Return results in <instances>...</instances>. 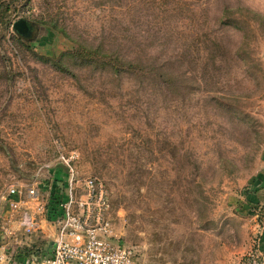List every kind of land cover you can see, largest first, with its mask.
I'll list each match as a JSON object with an SVG mask.
<instances>
[{
    "label": "rangeland",
    "instance_id": "1",
    "mask_svg": "<svg viewBox=\"0 0 264 264\" xmlns=\"http://www.w3.org/2000/svg\"><path fill=\"white\" fill-rule=\"evenodd\" d=\"M62 147L142 264L242 259L264 239V0H0V192L65 180ZM2 210L7 264L49 255L48 221L8 234Z\"/></svg>",
    "mask_w": 264,
    "mask_h": 264
},
{
    "label": "built area",
    "instance_id": "2",
    "mask_svg": "<svg viewBox=\"0 0 264 264\" xmlns=\"http://www.w3.org/2000/svg\"><path fill=\"white\" fill-rule=\"evenodd\" d=\"M78 160L77 150L62 147L57 162L65 169V180H59L54 171L47 184L37 175L29 185L11 183L0 192V213L4 207L9 219L18 217V230L24 235L36 234L43 221L54 227L49 255L33 253L26 259L24 255L15 264H142L135 248L126 245L115 229L105 182L98 176L81 177ZM54 193L62 199L59 212L50 218ZM14 228L10 225L6 232L15 234ZM5 247L0 245V264L11 259ZM233 264H264L262 238Z\"/></svg>",
    "mask_w": 264,
    "mask_h": 264
},
{
    "label": "crops",
    "instance_id": "3",
    "mask_svg": "<svg viewBox=\"0 0 264 264\" xmlns=\"http://www.w3.org/2000/svg\"><path fill=\"white\" fill-rule=\"evenodd\" d=\"M254 183H255V185H257V190L259 191L258 197H256L257 202H261V204H262V203H264V161H263V171H262V173H260L257 176V178H256ZM261 208H263V211H264V205H261ZM262 223H263V226H264V219L262 220ZM11 225L18 229L19 225H18L17 222H15V223H13ZM262 246L264 247V239H262ZM18 256L19 257L21 256L23 258L24 255H22V254L20 255L19 254Z\"/></svg>",
    "mask_w": 264,
    "mask_h": 264
},
{
    "label": "trees",
    "instance_id": "4",
    "mask_svg": "<svg viewBox=\"0 0 264 264\" xmlns=\"http://www.w3.org/2000/svg\"><path fill=\"white\" fill-rule=\"evenodd\" d=\"M26 20H24L25 22ZM62 197H59L56 193L53 194V197H52V203H51V215H50V218H53L56 216L57 212H59V206H58V203L61 201Z\"/></svg>",
    "mask_w": 264,
    "mask_h": 264
},
{
    "label": "water",
    "instance_id": "5",
    "mask_svg": "<svg viewBox=\"0 0 264 264\" xmlns=\"http://www.w3.org/2000/svg\"><path fill=\"white\" fill-rule=\"evenodd\" d=\"M32 27V26H31ZM31 27H29V25L27 24V25H24L21 29H19V33H20V35L21 36H24V37H27L26 36V32L27 31H30L31 30V33H32V28Z\"/></svg>",
    "mask_w": 264,
    "mask_h": 264
},
{
    "label": "flooded vegetation",
    "instance_id": "6",
    "mask_svg": "<svg viewBox=\"0 0 264 264\" xmlns=\"http://www.w3.org/2000/svg\"><path fill=\"white\" fill-rule=\"evenodd\" d=\"M29 25V27H31L32 25H30V23L28 24ZM32 28V27H31ZM26 36H30L31 35V30L30 31H27L26 33Z\"/></svg>",
    "mask_w": 264,
    "mask_h": 264
}]
</instances>
